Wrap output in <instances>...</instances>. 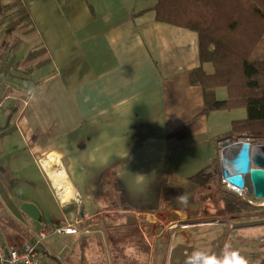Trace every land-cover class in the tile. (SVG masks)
Masks as SVG:
<instances>
[{
  "label": "crops",
  "instance_id": "crops-1",
  "mask_svg": "<svg viewBox=\"0 0 264 264\" xmlns=\"http://www.w3.org/2000/svg\"><path fill=\"white\" fill-rule=\"evenodd\" d=\"M156 1L0 0L11 19L5 8L21 5L34 29L0 27V231L19 247L33 241L28 229H77L45 240V264H186L204 232L248 227L208 211L190 182L219 160L231 111L204 113L189 73L213 66L200 63L196 33L153 21ZM59 171L67 203L49 177ZM35 190L54 192L58 215Z\"/></svg>",
  "mask_w": 264,
  "mask_h": 264
},
{
  "label": "trees",
  "instance_id": "trees-1",
  "mask_svg": "<svg viewBox=\"0 0 264 264\" xmlns=\"http://www.w3.org/2000/svg\"><path fill=\"white\" fill-rule=\"evenodd\" d=\"M17 13L2 29L4 35L34 31L28 13L21 5L5 8ZM147 12L155 22L196 33L201 64L210 63L214 73L205 75L201 69L190 71V84L202 88L204 113L244 109V119L232 121L230 129L218 142L241 136L264 141V58L251 56L264 35V0H157ZM35 51L26 58L35 57ZM226 91L224 100L215 98V91ZM219 160L190 178L197 193L210 190L220 178ZM222 213L236 218L252 212L262 213L247 199L222 190L219 192ZM260 203V201H257Z\"/></svg>",
  "mask_w": 264,
  "mask_h": 264
},
{
  "label": "rangeland",
  "instance_id": "rangeland-1",
  "mask_svg": "<svg viewBox=\"0 0 264 264\" xmlns=\"http://www.w3.org/2000/svg\"><path fill=\"white\" fill-rule=\"evenodd\" d=\"M10 19V13L0 11V27H2L3 24H6ZM13 35L16 37L21 36L20 33H14ZM25 39H28V42L32 41L31 36H28V38ZM251 58H264V35L256 46ZM216 95L218 100H224L225 90H218ZM222 113L224 119L228 122V125L232 121L244 119L246 116L244 109H236L231 112ZM2 175L6 177L8 176L7 173H3ZM29 176H33V174H30ZM222 190L227 189L222 183L220 177L214 180L210 190L207 192H199L197 196H199V198L204 196L205 198L210 199L209 201H211V203H208V211L222 212L221 202L219 199V192ZM29 191L32 192L30 189ZM35 192H37L38 198L42 200L45 206L52 211H55V215H58L55 210L56 197H54V192H52V198L47 192L42 193L41 190H35ZM262 203L264 204V201H260L258 204ZM205 207L203 206V208ZM231 217L233 218V216ZM233 219L237 222L236 226L248 227L244 228V230L235 232L226 239V231L223 228H219L218 232L213 234L210 232H204L199 242L200 245H202L199 251H203L208 255H215L217 258H223L225 250H236L249 260V264H264V244H262L264 242H260L261 239H264V211L262 213L252 212L250 214L238 215ZM261 245H263L262 248H260Z\"/></svg>",
  "mask_w": 264,
  "mask_h": 264
},
{
  "label": "water",
  "instance_id": "water-1",
  "mask_svg": "<svg viewBox=\"0 0 264 264\" xmlns=\"http://www.w3.org/2000/svg\"><path fill=\"white\" fill-rule=\"evenodd\" d=\"M219 165L223 184L243 189L247 182L252 197L264 201V147L251 148L249 143L231 145L223 141ZM19 210L29 219L40 222V214L33 204L23 203Z\"/></svg>",
  "mask_w": 264,
  "mask_h": 264
},
{
  "label": "built area",
  "instance_id": "built-area-1",
  "mask_svg": "<svg viewBox=\"0 0 264 264\" xmlns=\"http://www.w3.org/2000/svg\"><path fill=\"white\" fill-rule=\"evenodd\" d=\"M229 141L231 145L235 143H249L251 148L254 147H264V141L261 140H252L249 137L241 136L235 140H226ZM222 142H218V153L219 155L222 152ZM226 189L229 192L237 194L241 198H246L247 202L255 207H264V204H258L250 192L247 182L243 189H238L230 184H225ZM231 230L235 227L229 224ZM78 231L71 225H59L52 227H41L37 232H33L31 229H28V234L34 236L33 241L26 242L19 247L10 246L6 243L4 236L0 231V264H45L42 254V246L47 238L54 235H73ZM261 243L264 242V239H261ZM264 244V243H262Z\"/></svg>",
  "mask_w": 264,
  "mask_h": 264
},
{
  "label": "clouds",
  "instance_id": "clouds-1",
  "mask_svg": "<svg viewBox=\"0 0 264 264\" xmlns=\"http://www.w3.org/2000/svg\"><path fill=\"white\" fill-rule=\"evenodd\" d=\"M187 199L186 195L179 197L180 202L184 204L187 203ZM186 264H249V260L236 250H225L223 258L197 250L188 258Z\"/></svg>",
  "mask_w": 264,
  "mask_h": 264
},
{
  "label": "bare ground",
  "instance_id": "bare-ground-1",
  "mask_svg": "<svg viewBox=\"0 0 264 264\" xmlns=\"http://www.w3.org/2000/svg\"><path fill=\"white\" fill-rule=\"evenodd\" d=\"M51 159H52V156H50V158H48L46 161L42 160L41 164L43 165L44 168L48 166L47 164L49 161H51ZM49 177H50L52 183L56 186L60 201L62 203H67L69 201V199H71V196H72L71 190L66 185L61 187L59 185V181H58V180H60V181L65 180L64 173L61 171L55 172V173H49Z\"/></svg>",
  "mask_w": 264,
  "mask_h": 264
}]
</instances>
